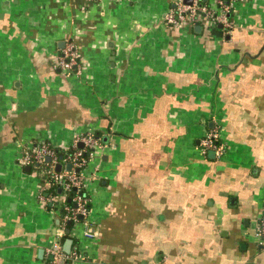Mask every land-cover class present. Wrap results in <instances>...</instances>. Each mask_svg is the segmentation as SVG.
I'll return each mask as SVG.
<instances>
[{
	"label": "crops",
	"instance_id": "1",
	"mask_svg": "<svg viewBox=\"0 0 264 264\" xmlns=\"http://www.w3.org/2000/svg\"><path fill=\"white\" fill-rule=\"evenodd\" d=\"M183 1L0 0V264H49L57 238L81 255L58 264H264V0H235L230 30L166 26ZM211 129L219 157L200 148ZM86 131L87 226L61 234L17 156Z\"/></svg>",
	"mask_w": 264,
	"mask_h": 264
},
{
	"label": "built area",
	"instance_id": "2",
	"mask_svg": "<svg viewBox=\"0 0 264 264\" xmlns=\"http://www.w3.org/2000/svg\"><path fill=\"white\" fill-rule=\"evenodd\" d=\"M235 0H215L219 11L211 9L209 5L202 4L201 0H191L190 4L178 2L173 8L162 14L161 20L166 26L179 28L189 27L196 20L202 18L211 25L221 24L222 28L231 29L233 24L228 17L232 11ZM78 56L74 44L67 40L57 58V68L60 73L68 74L73 70L78 71ZM219 132L215 129L208 130L200 141L203 153L213 150L217 157L224 152L223 145L219 142ZM80 144V145H79ZM99 146V138L91 131L76 135L71 145L58 156L56 148L46 142H38L25 146L20 150L17 161L20 165L29 166L40 179L38 200L49 209L58 210L60 217L59 231L62 234L69 228L68 222L84 221L89 214L90 197L87 193L89 175L84 173L87 162L94 155V149ZM48 158V159H47ZM60 164V169L56 165ZM69 164V168L67 165ZM57 189V193H52ZM74 190L71 194L70 191ZM71 204L65 202L68 198ZM64 234V233H63ZM85 236L92 237V233L84 232ZM255 236L258 242L264 240V213L259 216L255 224ZM50 256L49 264H58L59 260L77 259L81 255L72 251L64 254L60 239L52 241L47 248Z\"/></svg>",
	"mask_w": 264,
	"mask_h": 264
},
{
	"label": "water",
	"instance_id": "3",
	"mask_svg": "<svg viewBox=\"0 0 264 264\" xmlns=\"http://www.w3.org/2000/svg\"><path fill=\"white\" fill-rule=\"evenodd\" d=\"M183 2L186 3V4H190V3H191V0H184ZM79 145H80V144H79ZM209 154L213 155V154H214L213 150H210V151H209ZM47 159H48V158H47ZM26 168H28V166H27ZM67 168H69V164L67 165ZM56 169H57V170L60 169V164H57V165H56ZM68 225H71V222H68ZM71 241H72V240H71L70 238L65 239V241H64V243H63V250H64L65 252H69V250H70V246H71ZM59 261L61 262L62 260H59Z\"/></svg>",
	"mask_w": 264,
	"mask_h": 264
},
{
	"label": "rangeland",
	"instance_id": "4",
	"mask_svg": "<svg viewBox=\"0 0 264 264\" xmlns=\"http://www.w3.org/2000/svg\"><path fill=\"white\" fill-rule=\"evenodd\" d=\"M207 3L211 7V9L216 10V11H219L218 6L215 4V2L213 0H207ZM18 154H20V151H19ZM97 154H98V148L96 147L94 149V155H93V157L90 158V160H89V165H92L95 162V159L97 158ZM55 212L58 213V210H55ZM79 222H81V221H79ZM79 222H78V224L81 225Z\"/></svg>",
	"mask_w": 264,
	"mask_h": 264
},
{
	"label": "trees",
	"instance_id": "5",
	"mask_svg": "<svg viewBox=\"0 0 264 264\" xmlns=\"http://www.w3.org/2000/svg\"><path fill=\"white\" fill-rule=\"evenodd\" d=\"M219 140H220V139H219ZM219 142H220V141H219ZM56 152H57V154H58V156H59V155L62 154L63 151H62V150H59V149H58V150L56 149ZM57 192H58L57 189H55V190H53L52 193H57ZM70 193L73 194V193H74V190H71ZM65 202L68 203V204H71V201H70L69 197L65 199ZM66 235H67V234H66Z\"/></svg>",
	"mask_w": 264,
	"mask_h": 264
}]
</instances>
